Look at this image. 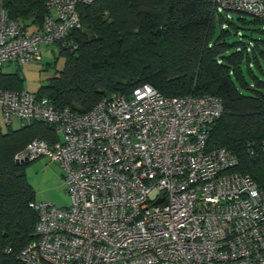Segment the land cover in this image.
I'll use <instances>...</instances> for the list:
<instances>
[{
    "label": "built area",
    "instance_id": "2783aa9c",
    "mask_svg": "<svg viewBox=\"0 0 264 264\" xmlns=\"http://www.w3.org/2000/svg\"><path fill=\"white\" fill-rule=\"evenodd\" d=\"M48 0L34 32L0 1V68L39 60L43 47L80 26L78 6ZM217 14L264 21V0H210ZM222 113L210 96L165 98L149 85L111 94L75 114L27 90L1 91L4 124L41 121L59 140H32L16 163H57L67 208L33 202L35 238L21 264H264V189L236 171L235 155L207 146ZM264 150V141L261 143ZM251 153V152H250Z\"/></svg>",
    "mask_w": 264,
    "mask_h": 264
},
{
    "label": "trees",
    "instance_id": "16d2710c",
    "mask_svg": "<svg viewBox=\"0 0 264 264\" xmlns=\"http://www.w3.org/2000/svg\"><path fill=\"white\" fill-rule=\"evenodd\" d=\"M0 1L8 18L28 32L49 14L48 0ZM78 13L80 26L53 44L63 68L37 97L84 114L104 97L129 96L142 85L165 98L214 96L222 113L209 131L208 148L231 151L236 171L264 189V21L232 13L257 29L241 28L249 31L241 35L210 0H95L78 6ZM2 68L1 91L25 90L19 72ZM11 126L0 122V264H21L17 256L35 238L37 215L29 206L35 193L25 173L33 161L17 165L14 156L32 140H59L41 121Z\"/></svg>",
    "mask_w": 264,
    "mask_h": 264
},
{
    "label": "rangeland",
    "instance_id": "374dc122",
    "mask_svg": "<svg viewBox=\"0 0 264 264\" xmlns=\"http://www.w3.org/2000/svg\"><path fill=\"white\" fill-rule=\"evenodd\" d=\"M229 20L240 28L239 34H249V31L242 29L257 30L252 25H241L238 22L239 16L229 13H222ZM248 21L250 18H246ZM260 25L259 27H262ZM242 28V29H241ZM64 59L59 56L58 47L51 45L43 47L40 52L39 60L28 63L22 67L16 64H6L2 68L3 73L19 72L24 80V89L35 93L38 89L47 84L48 79L54 76L57 71L63 68ZM0 122L1 116H0ZM12 128L17 127V123H12ZM25 173L27 180L34 190L35 199L37 202H46L55 206L56 208H67L69 206V195L63 179V174L60 166L48 160L46 157H40L33 162H30L26 168Z\"/></svg>",
    "mask_w": 264,
    "mask_h": 264
},
{
    "label": "crops",
    "instance_id": "0c3cea01",
    "mask_svg": "<svg viewBox=\"0 0 264 264\" xmlns=\"http://www.w3.org/2000/svg\"><path fill=\"white\" fill-rule=\"evenodd\" d=\"M13 122H16V123H17V127L15 128V129H17V128L20 126V121H19L17 118H14V117H13V118H12V123H13ZM35 202H37L36 199H35Z\"/></svg>",
    "mask_w": 264,
    "mask_h": 264
},
{
    "label": "water",
    "instance_id": "95a60500",
    "mask_svg": "<svg viewBox=\"0 0 264 264\" xmlns=\"http://www.w3.org/2000/svg\"><path fill=\"white\" fill-rule=\"evenodd\" d=\"M21 163H17V165H20Z\"/></svg>",
    "mask_w": 264,
    "mask_h": 264
}]
</instances>
